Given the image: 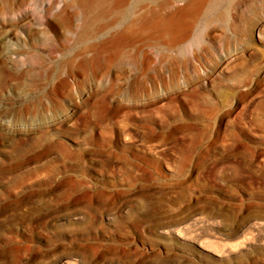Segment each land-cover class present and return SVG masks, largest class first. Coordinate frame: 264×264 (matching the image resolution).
<instances>
[{
    "label": "rangeland",
    "instance_id": "obj_1",
    "mask_svg": "<svg viewBox=\"0 0 264 264\" xmlns=\"http://www.w3.org/2000/svg\"><path fill=\"white\" fill-rule=\"evenodd\" d=\"M109 1L0 0V264H264V0Z\"/></svg>",
    "mask_w": 264,
    "mask_h": 264
},
{
    "label": "bare ground",
    "instance_id": "obj_2",
    "mask_svg": "<svg viewBox=\"0 0 264 264\" xmlns=\"http://www.w3.org/2000/svg\"><path fill=\"white\" fill-rule=\"evenodd\" d=\"M83 1H85V0H83ZM88 1V0H87ZM143 0H136V2H135V5H134V8L136 7L137 8V6L142 2ZM152 1H157V0H152ZM180 1V0H179ZM183 1V0H182ZM226 2H227V0H211L210 2H209V4H208V6H207V8L205 9V11H204V13H203V18H202V22L203 23H206V22H209V21H215V20H218V19H220L222 16H223V12H224V7H225V5H226ZM132 7V6H131ZM133 10L134 9H131V10H127V11H125L121 16H122V20L121 21H123V23L124 22H126V21H128L129 20V18H130V14H131V12H133ZM186 10L185 9H180V11H178L177 12V14L175 15V17H174V21H173V23L175 24V26L177 27V25L179 26L180 24H181V22L183 21V19H185V15H186ZM225 17V16H224ZM94 23V22H93ZM88 25V24H87ZM91 25V24H90ZM86 26V25H85ZM84 28V27H83ZM91 28H93L94 29V26L93 27H91ZM85 29H87V27H85ZM85 29H83V31L85 30ZM93 29H90V30H93ZM85 32H86V30H85ZM91 32H88L87 34L89 35ZM87 34L85 33L84 35H83V37L86 35L87 36ZM91 34H93V33H91ZM85 36V37H86ZM90 36V35H89ZM82 37V36H81ZM80 37V38H81ZM84 37V38H85ZM179 39H180V41H183L185 38H184V35H181L180 37H179Z\"/></svg>",
    "mask_w": 264,
    "mask_h": 264
},
{
    "label": "crops",
    "instance_id": "obj_3",
    "mask_svg": "<svg viewBox=\"0 0 264 264\" xmlns=\"http://www.w3.org/2000/svg\"><path fill=\"white\" fill-rule=\"evenodd\" d=\"M109 1V0H108ZM110 2V1H109ZM116 2H118V0L117 1H112V2H110V3H116ZM92 9V11H94V12H98V11H101V12H104V11H120L121 9H123V7H120V6H118V7H115V6H105L104 8H98L97 6H94V7H92L91 8ZM116 23L117 24H120V19L119 18H113V17H111V16H108L107 18H106V20L103 22V23H101L102 24V26H104L106 29H115V28H118L120 25H116Z\"/></svg>",
    "mask_w": 264,
    "mask_h": 264
}]
</instances>
